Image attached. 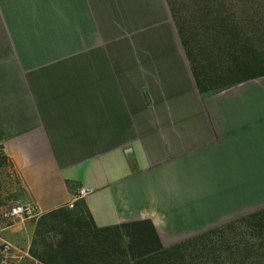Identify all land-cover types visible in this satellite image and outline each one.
<instances>
[{"label":"crops","instance_id":"1","mask_svg":"<svg viewBox=\"0 0 264 264\" xmlns=\"http://www.w3.org/2000/svg\"><path fill=\"white\" fill-rule=\"evenodd\" d=\"M0 159L13 253L79 203L170 247L264 209V77L201 95L166 0H0Z\"/></svg>","mask_w":264,"mask_h":264},{"label":"trees","instance_id":"2","mask_svg":"<svg viewBox=\"0 0 264 264\" xmlns=\"http://www.w3.org/2000/svg\"><path fill=\"white\" fill-rule=\"evenodd\" d=\"M166 1L201 95L264 77V0ZM29 255L38 264H264V209L165 247L152 222L98 228L79 203L38 221Z\"/></svg>","mask_w":264,"mask_h":264},{"label":"built area","instance_id":"3","mask_svg":"<svg viewBox=\"0 0 264 264\" xmlns=\"http://www.w3.org/2000/svg\"><path fill=\"white\" fill-rule=\"evenodd\" d=\"M92 193L91 189L82 188L79 190V197L83 198ZM37 215L36 208L30 204L16 203L9 208L6 217L13 219L29 220L35 218ZM11 249L10 244H3L0 246V258L6 255Z\"/></svg>","mask_w":264,"mask_h":264},{"label":"rangeland","instance_id":"4","mask_svg":"<svg viewBox=\"0 0 264 264\" xmlns=\"http://www.w3.org/2000/svg\"><path fill=\"white\" fill-rule=\"evenodd\" d=\"M9 176L6 173V171L3 168L2 160L0 159V184L5 185L8 187L9 184ZM13 202H10L8 206L12 205ZM1 245V244H0ZM11 249L6 255H4L2 258H0V264H38L34 260H32L30 257H27L21 252L13 253Z\"/></svg>","mask_w":264,"mask_h":264}]
</instances>
